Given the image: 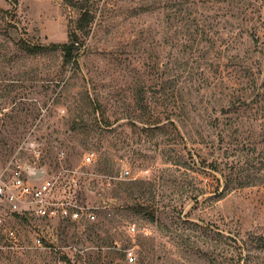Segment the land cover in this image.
Segmentation results:
<instances>
[{"label":"rangeland","instance_id":"rangeland-1","mask_svg":"<svg viewBox=\"0 0 264 264\" xmlns=\"http://www.w3.org/2000/svg\"><path fill=\"white\" fill-rule=\"evenodd\" d=\"M83 12L76 62L24 50L67 42ZM242 147L264 152V0H0V173L43 170L96 215L13 216L0 264H264V186L225 194L216 171L238 178Z\"/></svg>","mask_w":264,"mask_h":264},{"label":"built area","instance_id":"built-area-1","mask_svg":"<svg viewBox=\"0 0 264 264\" xmlns=\"http://www.w3.org/2000/svg\"><path fill=\"white\" fill-rule=\"evenodd\" d=\"M87 156L86 161H91ZM128 174V173H126ZM57 183L44 172L37 179L32 178L21 166L0 173V235L16 240V233L9 226L15 215L26 212L41 218L72 220L75 222L87 219L95 221L96 215L84 207L69 201L68 197L60 199L57 195ZM135 228L132 227V231ZM128 261L134 262L132 253H128Z\"/></svg>","mask_w":264,"mask_h":264},{"label":"trees","instance_id":"trees-1","mask_svg":"<svg viewBox=\"0 0 264 264\" xmlns=\"http://www.w3.org/2000/svg\"><path fill=\"white\" fill-rule=\"evenodd\" d=\"M91 23L90 15L88 12H83V14L80 16V19H78L76 29L72 30L69 35H68V40L67 42L60 43V44H52L48 47H41V46H31L27 45L24 46V50L27 51L30 54H35L40 51H45L48 49L51 50H60L63 54V59L64 63L66 64H71L76 62L77 59V51L80 49V45L83 44L85 41L86 37L88 36L87 28H89V25ZM256 37H254V41L256 42ZM139 104V102H137ZM159 122L156 123H144V125L147 126V128H150L149 126L155 125L152 129L160 128L158 126ZM171 126H173L174 131L176 135H179L180 137H183L185 134L181 131V127L179 128L178 124L175 123L174 121H171ZM228 129L224 128L220 133H222L221 138L223 139V134H226L228 137L229 134L227 133ZM257 150L256 148L252 151L255 152ZM243 154V155H242ZM235 156L237 158H240L237 162L239 164H243L242 169L239 172L243 173H238V178L236 177L233 181L229 179L233 175V173L236 171L235 168L230 170L228 175L222 173L219 171V169L216 166V171L221 173L222 179L225 182L224 189L222 193H227L230 188H244V187H249V186H254V185H262L264 186V152L260 153L257 157H249V153H245L244 148L242 147L241 149H237V152H235ZM251 158V159H250ZM104 162V164H103ZM101 167L99 168V172L109 174L110 176H113L116 174V171H114V167L110 161L109 158H105L103 160ZM237 166V164L235 165ZM233 166V167H235ZM244 174V175H243ZM141 183L140 180H132L129 182L125 181H119L118 184V190H116V195H120L121 192H128V193H134L133 190L138 189V185ZM231 186V187H230ZM121 189V190H120ZM225 193V194H226ZM110 226L114 225V220L109 219L107 222ZM91 232L89 233V236L87 238L88 243L94 246V243L96 242L94 240V236H99V233L97 235V232L101 231L104 232V228L102 226H99L98 224L94 225L93 227H90ZM106 232V231H105ZM108 246V242H106ZM83 245V244H82ZM244 249L245 247L247 248L246 244L243 245ZM97 247V246H96ZM108 247H112L111 244ZM86 248V247H85ZM98 248V247H97ZM114 248V247H113ZM99 251H101L99 249ZM96 257L101 258V252L95 253ZM94 256V255H93ZM246 260L249 259V256L246 254L245 255Z\"/></svg>","mask_w":264,"mask_h":264},{"label":"water","instance_id":"water-1","mask_svg":"<svg viewBox=\"0 0 264 264\" xmlns=\"http://www.w3.org/2000/svg\"><path fill=\"white\" fill-rule=\"evenodd\" d=\"M27 172L34 179L40 178L44 174L43 170H36V169H27Z\"/></svg>","mask_w":264,"mask_h":264}]
</instances>
